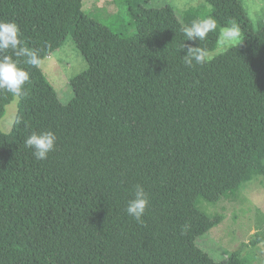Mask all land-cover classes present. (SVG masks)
<instances>
[{"label":"trees","instance_id":"1","mask_svg":"<svg viewBox=\"0 0 264 264\" xmlns=\"http://www.w3.org/2000/svg\"><path fill=\"white\" fill-rule=\"evenodd\" d=\"M83 1L0 0V21L15 22L42 61L72 37L88 65L63 105L39 67L0 53L30 74L12 131L0 132V264H243L247 244L222 263L197 246L224 219L198 206L264 178V28L189 68L182 30L208 19L200 9L144 17L125 0L134 32L124 36ZM218 40L215 28L185 43L208 55ZM13 99L0 91V120ZM32 131L57 136L46 160L24 145ZM138 183L149 198L143 224L125 211Z\"/></svg>","mask_w":264,"mask_h":264},{"label":"rangeland","instance_id":"2","mask_svg":"<svg viewBox=\"0 0 264 264\" xmlns=\"http://www.w3.org/2000/svg\"><path fill=\"white\" fill-rule=\"evenodd\" d=\"M141 16L147 17L157 9L172 7L178 16L186 10L198 8L206 18L216 23L219 40L216 49L209 53L208 61L241 45L264 28V0H138ZM125 0H84L82 9L93 19L116 34H133L132 18ZM237 25L240 29L238 43L231 44L220 39L221 29ZM39 69L57 93L61 104H69L75 97L72 81L88 70V65L72 37L63 46L46 57ZM18 101L5 107L0 120V132L9 134L16 119ZM198 208L209 217L222 214L224 219L217 227L199 237L197 246L216 263L225 262L243 244L240 259L243 264L264 263V243L251 246L256 235L264 236V178L256 177L242 185L239 190L217 204L202 201Z\"/></svg>","mask_w":264,"mask_h":264},{"label":"clouds","instance_id":"3","mask_svg":"<svg viewBox=\"0 0 264 264\" xmlns=\"http://www.w3.org/2000/svg\"><path fill=\"white\" fill-rule=\"evenodd\" d=\"M216 28L212 19H201L194 21L190 27L183 28L185 41L205 40L208 33ZM240 29L237 25L226 26L221 29L220 39L231 44L238 43ZM184 41L181 49L185 51L182 56L185 67L203 66L208 61L207 50L199 46H191ZM11 51L16 57H23L24 63L28 66L38 68L42 58L34 49L23 45L19 26L12 21H0V53ZM30 80V74L21 66L19 59L11 55H0V91L10 94L14 99L21 100L27 95L25 85ZM21 122L20 119L17 123ZM25 127H28L27 122ZM57 136L52 131H32L24 140L26 148L32 150V155L37 161L48 158L50 152L55 150ZM149 206L148 194L143 185L136 184L132 189V197L127 201L126 214L138 224H143V217ZM183 230V229H182Z\"/></svg>","mask_w":264,"mask_h":264}]
</instances>
